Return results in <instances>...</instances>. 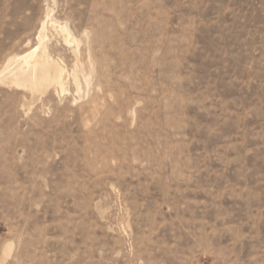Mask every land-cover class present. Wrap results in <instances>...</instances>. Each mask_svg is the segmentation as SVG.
I'll return each mask as SVG.
<instances>
[{"label":"rangeland","instance_id":"1","mask_svg":"<svg viewBox=\"0 0 264 264\" xmlns=\"http://www.w3.org/2000/svg\"><path fill=\"white\" fill-rule=\"evenodd\" d=\"M0 264H264V0H0Z\"/></svg>","mask_w":264,"mask_h":264},{"label":"bare ground","instance_id":"2","mask_svg":"<svg viewBox=\"0 0 264 264\" xmlns=\"http://www.w3.org/2000/svg\"><path fill=\"white\" fill-rule=\"evenodd\" d=\"M36 49H33L29 53L23 55L22 59H23V64L25 67L30 66L32 68H36L38 65H46L47 63H49L48 59L46 58L44 54V51L37 53ZM56 71H57L58 79H61L63 75V71L59 68Z\"/></svg>","mask_w":264,"mask_h":264}]
</instances>
